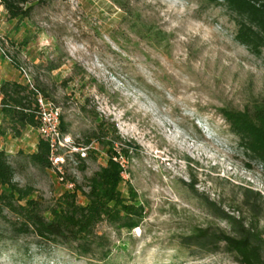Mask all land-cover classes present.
Wrapping results in <instances>:
<instances>
[{
	"label": "rangeland",
	"instance_id": "1",
	"mask_svg": "<svg viewBox=\"0 0 264 264\" xmlns=\"http://www.w3.org/2000/svg\"><path fill=\"white\" fill-rule=\"evenodd\" d=\"M236 31V15L220 0H53L19 21L0 6V74L9 68L24 82L10 58L25 69L60 108L74 144L99 120L114 126L127 150L119 190L142 211L132 229L121 220L97 223L93 237L105 248L87 257L17 233L16 210L3 207L0 264H239L222 244L203 251L189 239L199 227L230 231L213 203L249 218L243 187L259 194L251 222L264 239V172L242 153L222 113L264 100V49L251 53ZM36 135L24 130L7 153L18 187L53 207L74 186L31 161ZM77 155L63 154V175L82 186L76 202L84 205L87 178L107 156L97 143Z\"/></svg>",
	"mask_w": 264,
	"mask_h": 264
},
{
	"label": "trees",
	"instance_id": "2",
	"mask_svg": "<svg viewBox=\"0 0 264 264\" xmlns=\"http://www.w3.org/2000/svg\"><path fill=\"white\" fill-rule=\"evenodd\" d=\"M51 1L53 0H0V6L3 7L7 19L19 21L28 18L36 6ZM220 1L236 15L235 39L251 53L259 55L264 49V0ZM10 61L15 68H19L16 61L12 58ZM34 85L47 98L44 90L39 89L35 83ZM0 93V111L13 136L19 137L29 126L38 127L35 92L25 82L3 81ZM222 113L230 131L237 137V145L242 153L264 172V100L255 102L252 107L243 111L223 110ZM60 127L64 132L62 117ZM111 129L108 131L104 121L99 120L86 136L84 143L75 142L79 146L97 143L107 156L105 164L87 178L88 191H82L87 198L84 205L76 202V192L82 186L77 185L74 177H63L64 182H73L74 191L63 193L61 200L53 207L46 206L38 199L29 198L28 193L14 182L15 168L9 155L0 150V209L9 207L16 210L15 214L20 220L16 227L17 233H33L46 243L67 244L74 253L88 257L92 255L94 246L105 248V243L93 237L94 227L100 221L114 224L121 220V227L127 229L138 226L142 217L141 207L125 203L126 199L119 190L123 182V167L119 160L113 159L127 156V150L122 147L114 126ZM29 157L39 166L51 167L48 145L41 137L38 138L36 151ZM247 167L251 168L249 164ZM80 168L84 166L81 165ZM241 194V208L249 213V218L239 215V208L226 210L218 203H213L219 218L228 223L230 231L213 229L211 226L199 227L194 229L189 239L192 240V246L203 251H217L222 244L224 250L239 264H264V239L251 222L257 220L255 215L259 194L248 187H243ZM13 202H17L16 208L13 207ZM107 255L108 252L103 251L102 260Z\"/></svg>",
	"mask_w": 264,
	"mask_h": 264
},
{
	"label": "built area",
	"instance_id": "3",
	"mask_svg": "<svg viewBox=\"0 0 264 264\" xmlns=\"http://www.w3.org/2000/svg\"><path fill=\"white\" fill-rule=\"evenodd\" d=\"M19 72L23 75L24 82L35 92V104L37 106L36 114L39 120V125L35 129L37 130L38 136L48 145L51 167L54 168L58 176L63 180L65 161L63 154L66 152L71 154L76 153L79 155V159H83L86 157L87 151L93 148V143L87 146H79L72 143L70 136L61 130L60 108L50 99L43 96V94L35 87L31 76L25 69L19 67ZM113 159L119 160L123 167L122 156L114 157ZM73 186V182L66 181L67 188Z\"/></svg>",
	"mask_w": 264,
	"mask_h": 264
},
{
	"label": "crops",
	"instance_id": "4",
	"mask_svg": "<svg viewBox=\"0 0 264 264\" xmlns=\"http://www.w3.org/2000/svg\"><path fill=\"white\" fill-rule=\"evenodd\" d=\"M11 72L12 71H10L8 68V69H6V71H4L3 73L0 74L1 75L0 76V85L3 81H8V80H16V81L21 82V78L13 77V75H11L13 73H11ZM0 100H1V93H0ZM4 123H5V120H4L3 115L1 114V111H0V150H4L6 153L7 152L12 153L14 148L19 147L18 145H16V143H14V141H16V139L19 138V141L21 142V135L19 137L12 136L7 129H5L3 132V126L5 125ZM25 131H28L29 133L33 132V134H37L35 136L36 137L35 142L33 143V146H36L37 142H38V138H39L37 130L35 128L29 126V127L25 128ZM22 140H25V138L23 137ZM8 147L10 148V151L7 150ZM31 152H34V150ZM7 154H9V153H7Z\"/></svg>",
	"mask_w": 264,
	"mask_h": 264
}]
</instances>
